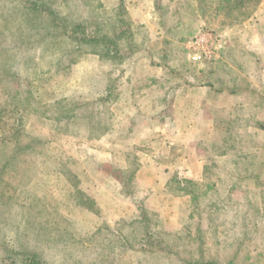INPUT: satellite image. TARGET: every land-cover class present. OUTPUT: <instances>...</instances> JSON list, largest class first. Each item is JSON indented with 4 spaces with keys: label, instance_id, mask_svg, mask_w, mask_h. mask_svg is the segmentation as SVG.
<instances>
[{
    "label": "rangeland",
    "instance_id": "obj_1",
    "mask_svg": "<svg viewBox=\"0 0 264 264\" xmlns=\"http://www.w3.org/2000/svg\"><path fill=\"white\" fill-rule=\"evenodd\" d=\"M0 264H264V0H0Z\"/></svg>",
    "mask_w": 264,
    "mask_h": 264
},
{
    "label": "trees",
    "instance_id": "obj_2",
    "mask_svg": "<svg viewBox=\"0 0 264 264\" xmlns=\"http://www.w3.org/2000/svg\"><path fill=\"white\" fill-rule=\"evenodd\" d=\"M102 39H104V41H106L105 37ZM109 41H111V39H109ZM101 48L102 49L99 52V55L102 59L110 61L113 58H115V56H117V54H118V47L113 42H108L107 45H104ZM69 53H71V51L69 52V49L66 48V50H60V52H58V55L59 56L61 54L62 55L63 54L68 55ZM109 95L110 94L108 93L104 97L108 98ZM101 101L104 102L105 100L101 99ZM90 106H92V105L87 104L85 107H83V108H85V111L80 113V115H82V118L87 119L86 122L89 124V129H88L89 136L96 138V135L102 136L110 128V126H109L108 122H106L105 120L103 121L102 118L99 117L101 112L100 111H92V109L89 108ZM131 158H132V162L131 161L130 162L132 163V165H131L132 168H130L131 170L129 172H123L122 170H116V171L112 172L113 179H115V181L120 185L121 193L125 197H130L134 194V192H135L134 182H135L136 173L139 169V163L137 161L138 159L136 158V156H131ZM69 180L75 181L76 176L70 174ZM182 181H183L182 183L184 185L185 184L186 185H193V182L189 179H183ZM181 190L184 191L183 188H181ZM186 193H188V192L186 191ZM85 199H86V201L87 200L89 201V198L85 197ZM88 209H90V207ZM140 214H141L142 219L148 218L147 213L145 214L144 212H142V210H141Z\"/></svg>",
    "mask_w": 264,
    "mask_h": 264
},
{
    "label": "built area",
    "instance_id": "obj_3",
    "mask_svg": "<svg viewBox=\"0 0 264 264\" xmlns=\"http://www.w3.org/2000/svg\"><path fill=\"white\" fill-rule=\"evenodd\" d=\"M197 44H198V42H195V45H197ZM195 48L199 49L198 46H195ZM202 49H203V51H205L204 48H202ZM203 58H205V55L204 54H200V53H197V54L193 55V57H192L193 61H200Z\"/></svg>",
    "mask_w": 264,
    "mask_h": 264
}]
</instances>
